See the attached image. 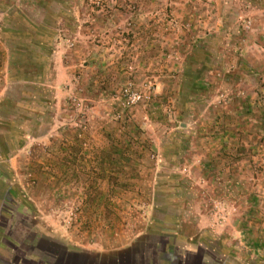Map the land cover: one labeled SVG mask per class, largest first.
Returning a JSON list of instances; mask_svg holds the SVG:
<instances>
[{
  "label": "rangeland",
  "instance_id": "374dc122",
  "mask_svg": "<svg viewBox=\"0 0 264 264\" xmlns=\"http://www.w3.org/2000/svg\"><path fill=\"white\" fill-rule=\"evenodd\" d=\"M0 94L1 261L264 264V0H0Z\"/></svg>",
  "mask_w": 264,
  "mask_h": 264
},
{
  "label": "trees",
  "instance_id": "16d2710c",
  "mask_svg": "<svg viewBox=\"0 0 264 264\" xmlns=\"http://www.w3.org/2000/svg\"><path fill=\"white\" fill-rule=\"evenodd\" d=\"M134 133V132H133ZM143 252V251H142ZM161 254L164 256V261H166V262H169V264H181V262H179L177 259H176V257H174V258H172L171 256H169V255H167L165 252H164V250L163 251H161ZM148 253L144 256H142V258H141V260L140 261H138V262H136L137 260L134 258L132 261H131V259L130 260H128L127 262H126V264H162V263H164V261H157V263H152V262H150L152 259L151 258H149L148 257ZM156 255H157V253H156ZM156 255H155V252H153V259H156ZM197 256L195 257V260H193L192 262H188V264H198V261H197ZM171 261H173V263H171ZM71 262V261H70ZM0 264H6V262L4 261V260H0Z\"/></svg>",
  "mask_w": 264,
  "mask_h": 264
},
{
  "label": "crops",
  "instance_id": "0c3cea01",
  "mask_svg": "<svg viewBox=\"0 0 264 264\" xmlns=\"http://www.w3.org/2000/svg\"><path fill=\"white\" fill-rule=\"evenodd\" d=\"M2 96V94H0V97ZM59 261H57V263H58ZM59 264H64V263H62V262H59ZM70 264H74V263H72V262H70Z\"/></svg>",
  "mask_w": 264,
  "mask_h": 264
},
{
  "label": "flooded vegetation",
  "instance_id": "af4514ba",
  "mask_svg": "<svg viewBox=\"0 0 264 264\" xmlns=\"http://www.w3.org/2000/svg\"><path fill=\"white\" fill-rule=\"evenodd\" d=\"M30 249H31V248H30ZM30 249H29V250H30ZM181 264H184V263H181Z\"/></svg>",
  "mask_w": 264,
  "mask_h": 264
}]
</instances>
